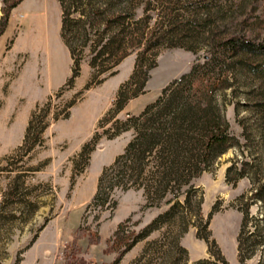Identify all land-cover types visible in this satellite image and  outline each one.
Here are the masks:
<instances>
[{"label": "rangeland", "instance_id": "1", "mask_svg": "<svg viewBox=\"0 0 264 264\" xmlns=\"http://www.w3.org/2000/svg\"><path fill=\"white\" fill-rule=\"evenodd\" d=\"M3 6L0 0V16ZM46 10L55 23L49 52L31 37L32 17ZM70 13L79 63L69 83L73 61L60 36L58 0H22L0 35V264H61L78 227L101 238L100 244L77 241L88 264H113L119 250L105 241L120 223L125 240L144 236L115 264H131L144 248L143 263L157 260L154 249L173 237L187 264L220 258L226 264H264V202L251 198L264 184V49L227 58V82L212 91V99L233 140L181 187L176 200L165 203L177 188L157 201L141 187L115 185L105 205L93 201L101 172L134 137V129H123L128 117L139 115L192 65L218 64L226 39L261 44L264 0H79ZM106 21L104 40L114 37L121 48L96 68L90 65L96 30ZM139 33L144 40L131 50ZM140 53L144 68L128 85ZM145 67L147 80L139 88ZM120 88L126 96L138 92L115 112ZM153 170L150 159L145 182Z\"/></svg>", "mask_w": 264, "mask_h": 264}, {"label": "trees", "instance_id": "2", "mask_svg": "<svg viewBox=\"0 0 264 264\" xmlns=\"http://www.w3.org/2000/svg\"><path fill=\"white\" fill-rule=\"evenodd\" d=\"M21 1L4 0V6L1 8L2 15L0 16V35L9 26L8 16L10 10ZM58 1L62 10L60 36L73 61L72 75L68 79L69 83L76 76L79 60L75 57L76 47L71 43L75 38V33L74 35L73 33L69 35L71 31L69 29L70 20L68 16L71 14L70 8L73 3L79 0H70L69 6L65 5L64 0ZM92 8L91 6L90 9ZM103 27L101 32L96 30L98 39L94 45L95 48L92 50L94 55L90 59V65L93 67L103 64L105 58L107 59L112 55L113 51L117 52L121 48L120 41L114 37L108 36L104 40L105 31L109 27V23L106 21ZM143 40V33L136 34L135 39L130 44L131 50L141 45ZM263 49L264 41L258 44L250 39L238 36L228 38L219 46L218 53L220 56L217 58L218 64L215 61L211 63L207 61L205 66L192 65L187 74L167 85L161 91L159 97L148 104L139 115L129 116L124 123L123 129H134V137L127 143L123 153L114 160L113 164L101 172L93 201L105 205L110 197L109 190L115 185L123 189H127L131 185L141 187L146 194L150 195L151 199L157 201H160L161 198L177 188L175 190L178 191L167 199L165 203L176 200L180 195L181 187L188 185L192 179L197 178L205 169V164L209 158L221 153V150L233 140L226 134L227 124L222 125L219 123L216 106L212 99V91L221 88L227 82L229 73L225 66L227 58L236 51L260 54ZM127 54L128 52H124L121 58ZM116 64L117 62L109 68H113ZM215 67L218 68L219 72L215 73L212 71ZM142 68H144V61L140 53L137 56L135 69L130 76L128 85L134 84L135 77L138 74L137 71ZM146 69L145 67V76L142 82L139 83V88H142L147 80ZM106 70L98 71L104 72ZM124 92L123 88L118 90L115 99V112L120 111L127 100L131 96H135L138 91L129 96H126ZM30 126L31 123L27 127L28 131ZM150 159L153 160L154 170L149 176L150 180L145 182L143 174L145 173V166ZM116 167L114 177L106 179L108 170ZM251 198L264 202V184L255 189ZM178 204V202H175L159 217L168 216ZM247 212L245 214L246 219L248 216ZM142 236L144 234L137 237ZM137 237L125 240L123 224L120 223L117 226L112 240L108 239L109 241H105L111 244V249L119 250L113 264L118 262L123 252L132 246ZM84 238L87 239L89 244L101 243L99 235L93 234L91 231L85 234V231L78 227L75 230L74 239L63 249L61 264H88L83 256L82 248L77 243L78 240ZM162 244L160 248L154 249V255L158 257L157 260L151 259L143 263L147 249L144 248L131 264H187L186 252L179 246L177 238L174 239L173 237L167 243L164 241ZM241 244L240 241L238 244L239 252ZM168 253H174V257H168L170 256H167ZM192 264H226V262L223 258L214 260L199 259Z\"/></svg>", "mask_w": 264, "mask_h": 264}, {"label": "bare ground", "instance_id": "3", "mask_svg": "<svg viewBox=\"0 0 264 264\" xmlns=\"http://www.w3.org/2000/svg\"><path fill=\"white\" fill-rule=\"evenodd\" d=\"M47 11L42 13L37 11L32 17L31 37L36 44L49 52L52 46V38L55 35V23Z\"/></svg>", "mask_w": 264, "mask_h": 264}, {"label": "crops", "instance_id": "4", "mask_svg": "<svg viewBox=\"0 0 264 264\" xmlns=\"http://www.w3.org/2000/svg\"><path fill=\"white\" fill-rule=\"evenodd\" d=\"M56 40H57V39H56ZM67 75H68V71H67V72H64V76H63V78L66 77ZM30 90L33 91V86H32V85H31V87H30Z\"/></svg>", "mask_w": 264, "mask_h": 264}]
</instances>
